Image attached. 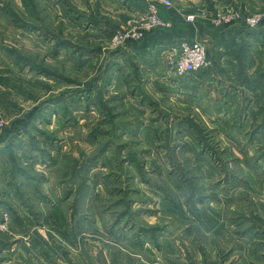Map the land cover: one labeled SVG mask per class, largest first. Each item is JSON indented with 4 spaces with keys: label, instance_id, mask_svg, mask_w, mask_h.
Masks as SVG:
<instances>
[{
    "label": "rangeland",
    "instance_id": "374dc122",
    "mask_svg": "<svg viewBox=\"0 0 264 264\" xmlns=\"http://www.w3.org/2000/svg\"><path fill=\"white\" fill-rule=\"evenodd\" d=\"M131 1L0 0V187L22 210L0 208V264H264V105L227 110L226 130L224 105L166 78L168 55L149 84L116 53L156 28L113 39L149 2ZM168 1L157 11L188 14ZM186 2L195 25L257 31L245 62L264 78V0ZM20 139L31 164L13 153ZM49 147L61 155L44 159Z\"/></svg>",
    "mask_w": 264,
    "mask_h": 264
},
{
    "label": "crops",
    "instance_id": "0c3cea01",
    "mask_svg": "<svg viewBox=\"0 0 264 264\" xmlns=\"http://www.w3.org/2000/svg\"><path fill=\"white\" fill-rule=\"evenodd\" d=\"M60 1L63 2V0ZM83 1L84 0H76V2H73L72 0H65L66 7L68 6L69 10H72V6H74L75 9L83 8ZM116 1L117 0H96V4L100 5V3H103L108 5L111 3L117 5ZM186 1L190 0L176 1L177 5L179 4L178 9L181 8V10L184 11L183 13H192L197 11V9H194L193 4L187 3ZM132 3L133 1L131 0H123L121 5L122 8L126 9L128 8L126 6ZM144 3L146 4V1L142 0V4ZM91 6H93L91 8L93 10V14H95V1L91 4ZM165 8L166 7L163 5H158V13L162 19L170 22V27L161 26L153 31L147 32L144 39L140 43L131 42L125 46L123 50L120 49L121 51L119 50L116 52L118 55L125 53L127 59H130L129 67L137 68L135 72H142V76L144 75V72L146 75L156 76L154 80L151 78L152 82H149V79L145 80L146 82H149V84L156 85V82L161 84L164 80L159 77L163 73H161V69H159L158 66H153L159 65L162 58L165 60L168 51L175 47L176 43L181 39L185 40L198 38L206 44L208 56L211 60L210 67L190 73L188 76L182 78L176 77L171 69H169V71L164 70L166 72H164L166 78L170 82L173 81L175 87L181 85L183 87V91L186 89L188 91V96L190 97L188 100L193 99L194 101H199L196 102L198 106L203 107L200 103L202 98L206 101H215L214 108L218 107L220 111L221 109L224 110L225 106V117L223 116V120L225 118V121L223 122L221 118V121L225 124L232 121L231 117V119L226 117L228 115L226 112L227 110L228 112L234 113L241 106L246 109L247 114H250L252 107L261 108V106L264 105V78H261V76L252 77V71H250L245 62V59H249V51L252 47L251 43H253L252 37L256 38L255 36H257V31L254 29L244 28L239 25L230 24L219 27L220 29L217 32L213 31L215 28L210 27L209 25L207 26V22H197L195 25L186 21L181 16V11L177 10L175 7L174 10H170L169 12ZM79 10L78 12H80ZM89 22L92 23L89 27L93 28L110 27L108 25H103L96 18H93V21ZM210 47H212V51ZM239 47L242 50L240 53L237 51L239 50ZM128 61L126 60L127 64ZM237 61H243V67H240ZM233 63H236V67L234 69L232 68ZM224 66H227L226 69H223ZM169 76H171V78H169ZM199 89H201L200 91L202 92L198 91ZM151 104L154 106L152 109L154 110L156 104L150 100V105ZM248 117L249 115L245 117L243 123L248 122ZM252 122L254 123L255 121ZM257 123L260 124L259 127L262 126V128H264V113H262L260 121ZM227 124L226 130L231 127V124ZM20 140V144L14 149L13 153L17 154L21 160L25 159L26 162L31 164V161L35 159L33 157L34 155H28V157L24 156L23 151L28 145H24L25 140ZM4 142H6V140L0 141V159L2 158L3 160H6L9 148L6 147L7 142ZM54 146L59 148L58 145ZM48 150L49 154H47L44 159L48 158L55 160L59 155H61L57 149L49 147ZM56 154L57 156H55ZM5 187V190L0 187V208L5 210L7 209L13 220V217H15L14 212L19 215L22 210L20 204L18 203L19 200L13 198L14 196H18L16 193L12 192L13 184H8ZM30 187L31 186L28 185V188ZM30 194L32 195V193ZM10 198L12 199L11 201L9 200Z\"/></svg>",
    "mask_w": 264,
    "mask_h": 264
},
{
    "label": "built area",
    "instance_id": "2783aa9c",
    "mask_svg": "<svg viewBox=\"0 0 264 264\" xmlns=\"http://www.w3.org/2000/svg\"><path fill=\"white\" fill-rule=\"evenodd\" d=\"M164 5H169L168 0H159ZM186 21H192L194 14H181ZM249 24L255 25L257 19L248 21ZM135 23L137 25H135ZM170 23L162 19L157 11L154 0L147 1L145 12L139 13L136 19L127 20L126 28L122 31H117L113 35L116 41H135L143 38L147 31L159 26H169ZM166 58L167 65L178 78L186 77L190 73L204 69L210 65V60L207 56L205 44L199 40L179 41L176 46L168 51ZM5 120L2 118L0 110V129L5 125ZM7 214L3 213L0 216V222H6Z\"/></svg>",
    "mask_w": 264,
    "mask_h": 264
},
{
    "label": "trees",
    "instance_id": "16d2710c",
    "mask_svg": "<svg viewBox=\"0 0 264 264\" xmlns=\"http://www.w3.org/2000/svg\"><path fill=\"white\" fill-rule=\"evenodd\" d=\"M159 27H161V26H159ZM156 28H158V27H156ZM156 28H155V29H156Z\"/></svg>",
    "mask_w": 264,
    "mask_h": 264
}]
</instances>
